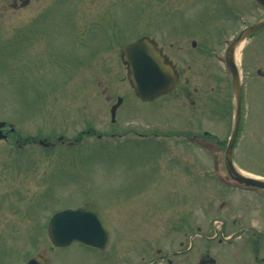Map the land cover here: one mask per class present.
I'll return each instance as SVG.
<instances>
[{
    "label": "rangeland",
    "instance_id": "rangeland-1",
    "mask_svg": "<svg viewBox=\"0 0 264 264\" xmlns=\"http://www.w3.org/2000/svg\"><path fill=\"white\" fill-rule=\"evenodd\" d=\"M263 16L253 0H0V121L7 134L0 140V264H25L40 253L46 264H162L154 261L178 248L182 216L202 234L249 226L264 232V200L221 189L218 177L226 178L215 152L186 140L212 142L210 135L222 143V156L233 102L226 43ZM139 37L152 38L182 72L170 94L149 103L133 95L119 56ZM236 55L243 92L233 158L244 174L264 179V78L257 75L264 74V29ZM133 131L169 136L154 144ZM85 201L107 215V250H51V214ZM228 215L241 222L222 230L210 223Z\"/></svg>",
    "mask_w": 264,
    "mask_h": 264
},
{
    "label": "water",
    "instance_id": "water-1",
    "mask_svg": "<svg viewBox=\"0 0 264 264\" xmlns=\"http://www.w3.org/2000/svg\"><path fill=\"white\" fill-rule=\"evenodd\" d=\"M264 27V19L244 28L229 44L225 52V65L231 75L233 94V123L224 153V166L228 175L246 186L264 188V180L252 178L240 173L232 163V150L236 140L241 102L240 72L236 62V50L240 43L253 32ZM121 60L126 66L127 80L134 94L142 101H151L172 91L177 76L170 62L156 48L153 40L139 38L121 48ZM110 109L112 120L120 103ZM0 122V139L4 138ZM47 234L54 247H64L73 241L104 249L109 239L108 224L101 208L93 202H85L76 209H66L51 216L47 224ZM26 264H45L42 255L30 259Z\"/></svg>",
    "mask_w": 264,
    "mask_h": 264
},
{
    "label": "flooded vegetation",
    "instance_id": "flooded-vegetation-1",
    "mask_svg": "<svg viewBox=\"0 0 264 264\" xmlns=\"http://www.w3.org/2000/svg\"><path fill=\"white\" fill-rule=\"evenodd\" d=\"M263 29L264 28H261L253 34ZM253 34L251 38L254 36ZM162 53L165 54L163 49ZM174 68L179 81L182 72L177 70L175 64ZM257 75L264 78L262 72L257 71ZM183 82L186 85V80H183ZM194 105L195 102L190 101V106ZM244 192L264 200V194H262L263 192L261 191L250 189ZM221 206H226V202H222ZM176 220L178 221L176 227L177 235L179 234L181 236L178 242V248L170 252H165L163 256H160L158 260L154 262L160 261L162 264H250L251 261V264H264V257L260 256L261 251L263 252L264 249V233L258 232L249 234V227L245 230L238 227L234 229L233 226L241 222L239 218L228 215V217L225 218L211 219V224L218 222L221 230L228 223L230 228H233L230 232L223 233L220 231V233L212 234H202L200 232V227L195 228L198 231H193L190 225H195V223L192 224L188 218L178 217ZM91 250L94 252L98 251L94 248H91ZM249 251L252 255L251 259L249 257ZM156 254H160V251L157 250ZM145 259L146 258L143 257L142 261ZM135 263L136 262H133L131 264Z\"/></svg>",
    "mask_w": 264,
    "mask_h": 264
}]
</instances>
